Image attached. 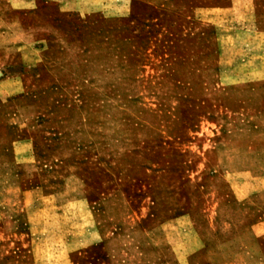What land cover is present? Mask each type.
Wrapping results in <instances>:
<instances>
[{
    "label": "rangeland",
    "instance_id": "374dc122",
    "mask_svg": "<svg viewBox=\"0 0 264 264\" xmlns=\"http://www.w3.org/2000/svg\"><path fill=\"white\" fill-rule=\"evenodd\" d=\"M16 18L0 264H60L63 245L67 264H264V0H37Z\"/></svg>",
    "mask_w": 264,
    "mask_h": 264
},
{
    "label": "crops",
    "instance_id": "0c3cea01",
    "mask_svg": "<svg viewBox=\"0 0 264 264\" xmlns=\"http://www.w3.org/2000/svg\"><path fill=\"white\" fill-rule=\"evenodd\" d=\"M37 0H5L6 6L9 10L8 15H4L1 10L4 7L5 4H3L0 1V24H5V25H15L18 24L17 20V15H20V13L23 12L25 9H29ZM46 1H51V2H62L64 0H46ZM3 20V21H1ZM58 249V256H59V263L60 264H67V251L65 248V245L60 246Z\"/></svg>",
    "mask_w": 264,
    "mask_h": 264
}]
</instances>
